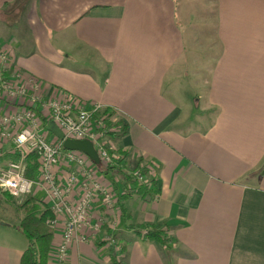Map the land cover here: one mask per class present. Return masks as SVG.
<instances>
[{
    "label": "crops",
    "instance_id": "obj_1",
    "mask_svg": "<svg viewBox=\"0 0 264 264\" xmlns=\"http://www.w3.org/2000/svg\"><path fill=\"white\" fill-rule=\"evenodd\" d=\"M215 2L197 30L174 0H0V47L48 88L118 108L116 144L160 187L73 243L71 264H112L113 244L120 264H264V0ZM14 157L0 139V164ZM20 220L0 218V264H21ZM149 222L168 226L169 248L129 227Z\"/></svg>",
    "mask_w": 264,
    "mask_h": 264
},
{
    "label": "built area",
    "instance_id": "obj_2",
    "mask_svg": "<svg viewBox=\"0 0 264 264\" xmlns=\"http://www.w3.org/2000/svg\"><path fill=\"white\" fill-rule=\"evenodd\" d=\"M118 112L113 105L48 88L17 66L13 49L0 47V139L15 156L0 164V184L18 204L29 195L45 194L46 200H41L49 212L45 224L57 235L50 256L60 264H71L73 243L97 239L106 223L116 228L122 215L119 196L135 186L125 183L120 169L143 183L156 176L148 162L137 161L139 168L137 162L128 163L116 144L125 130ZM48 122L58 126L62 138L52 137ZM68 138L90 140L99 163L84 151L66 148ZM31 153L39 161L36 179L25 174ZM106 170H117L122 180L109 181Z\"/></svg>",
    "mask_w": 264,
    "mask_h": 264
},
{
    "label": "trees",
    "instance_id": "obj_3",
    "mask_svg": "<svg viewBox=\"0 0 264 264\" xmlns=\"http://www.w3.org/2000/svg\"><path fill=\"white\" fill-rule=\"evenodd\" d=\"M121 120L120 122L122 123ZM121 152L124 156H127L125 150L121 149ZM38 163L37 155L31 153L28 157V165L25 173L28 178L36 179L38 177ZM135 166L139 168L140 162H137ZM141 169L144 172L146 171L145 166H142ZM119 171L124 175L125 183H133L135 185H133L134 187L132 189H129L126 193L119 196L117 205L121 208L122 215L126 214L124 200L130 196L139 194L143 197L148 196L151 199L159 196L160 187L158 186L157 176L152 177L149 183H143L139 182L132 173H128L123 169ZM106 172L109 171L106 170ZM3 194L7 197L8 201L16 203L9 191L0 184V195ZM43 204L44 202L40 201L34 195H29L26 201L19 205L24 212V216L19 223V228L28 240V246L22 255L21 264H47L48 262L54 231L45 224L49 212L44 208L45 205ZM129 227L133 228L135 232L145 239L155 241L166 248H169L175 240L174 236L169 233L168 226L165 227V225L156 222L129 224ZM124 250L123 246L117 250L116 245H111L110 255L112 264H120L117 255L118 253L121 254Z\"/></svg>",
    "mask_w": 264,
    "mask_h": 264
},
{
    "label": "rangeland",
    "instance_id": "obj_4",
    "mask_svg": "<svg viewBox=\"0 0 264 264\" xmlns=\"http://www.w3.org/2000/svg\"><path fill=\"white\" fill-rule=\"evenodd\" d=\"M174 8L177 13V20L181 23L182 28L197 25V30L200 28H204L203 26H213L215 25V18L212 17L216 11V2L215 0H174ZM195 15V17H194ZM209 18H206L208 17ZM204 31V30H202ZM189 36H193L190 34ZM219 50H209L208 54H212L213 61L217 60V54ZM200 56L204 55V51ZM49 91V90H45ZM54 134H52L53 137ZM36 196L40 201L46 200V196L44 193H36ZM0 198V218L6 219L8 221H12L14 223L18 222L23 216L24 212L19 207L17 201L14 199L16 203L8 201L7 197L3 194Z\"/></svg>",
    "mask_w": 264,
    "mask_h": 264
},
{
    "label": "water",
    "instance_id": "obj_5",
    "mask_svg": "<svg viewBox=\"0 0 264 264\" xmlns=\"http://www.w3.org/2000/svg\"><path fill=\"white\" fill-rule=\"evenodd\" d=\"M50 130L59 138H62V132L58 126L53 123ZM64 146L68 149H77L86 152L96 163H99L98 153L93 145V143L88 139H65Z\"/></svg>",
    "mask_w": 264,
    "mask_h": 264
}]
</instances>
